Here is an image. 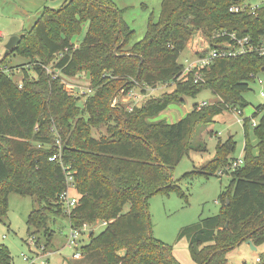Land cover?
I'll list each match as a JSON object with an SVG mask.
<instances>
[{"label": "trees", "instance_id": "16d2710c", "mask_svg": "<svg viewBox=\"0 0 264 264\" xmlns=\"http://www.w3.org/2000/svg\"><path fill=\"white\" fill-rule=\"evenodd\" d=\"M246 1L163 0L158 20H149L145 36L131 48L127 46L135 31L111 0H65L58 9L44 8L20 36L21 43L6 55L17 50L29 58L31 69L20 66L22 82L0 71V217L9 212L11 193L38 202L28 216L34 234L46 232L49 213L65 214L59 203L67 190L64 170L61 163L49 161L60 153L63 164L74 172L78 197L69 223L81 227L98 219L109 221L99 235H90L76 264H181L172 246L153 236L148 199L179 190L173 171L194 149L193 137L202 127L229 109L242 113L250 105L243 93L255 81L252 75L264 69V56L249 53L215 60L200 81L195 71L182 76L185 65L178 59L199 31L212 47L228 39L216 38L224 32L259 43L264 38V5L255 13L249 4L241 12H230V7ZM84 24L86 35L77 45L75 38ZM57 54L62 57L50 66ZM48 67L59 77L54 78ZM82 71H89L94 91L84 108L61 80V74L73 77ZM171 83L173 93L149 98L133 111L111 104L120 90ZM205 88L220 100L196 105L175 123L150 122L171 104L183 103ZM258 112L263 113L264 106L256 107L251 118ZM251 118L244 119L246 131ZM102 124H107V134L97 139L92 128ZM254 130L257 144L253 147L247 138L242 165L228 169L237 147L230 136L219 141L214 157L194 171L213 175L226 168L232 176L219 196L220 214L181 231L188 236L196 264H229L228 254L242 243L264 244V113ZM51 239L49 235L48 245ZM259 258L257 264H264V255ZM0 264H13L5 246L0 247Z\"/></svg>", "mask_w": 264, "mask_h": 264}, {"label": "rangeland", "instance_id": "374dc122", "mask_svg": "<svg viewBox=\"0 0 264 264\" xmlns=\"http://www.w3.org/2000/svg\"><path fill=\"white\" fill-rule=\"evenodd\" d=\"M64 1L0 0V71L3 70L11 75L16 83L20 84L23 78V70L20 66L24 65L29 68L30 60L19 55L17 50L6 56V44L13 36H21L25 31L30 30L44 8L58 9ZM111 1L121 11L122 20L135 31L127 48H131L132 44L143 39L152 17L158 20L163 2V0ZM248 4L251 6L264 5V0H247L241 5ZM87 29L88 25L84 24L81 32L75 38L77 45L85 37ZM209 47L208 37L199 31L190 38L178 61L186 66L195 61L197 56ZM57 61L56 57L50 66H53ZM182 76L185 75L182 74ZM61 77L66 86L68 84L80 85L85 89L93 86L89 71H82L73 77L61 74ZM259 79L263 81V84L259 83ZM174 90L175 85L172 83L158 85L156 88L139 85L127 93L120 90L117 96L112 99L111 104L133 111L135 108H141L149 98L171 94ZM262 92H264V70L257 74L256 80L250 82V89L243 93L250 105L241 114L237 109H229L222 115H218L214 123L202 127L193 137L194 149L184 156L173 171L172 178L179 190L159 192L148 199L153 236L172 246L173 254L181 264H196L192 257L188 236H183L181 231L186 227L200 226L202 219L220 214L219 196L229 187L232 179L231 173L226 172V168L220 169L224 171L222 175L219 173L220 171L213 175L197 174L194 171H199L214 157L219 141L225 142L230 136H233L237 142L233 158L244 160V147L247 138L253 147L257 144L253 122L258 123L264 112H258L254 118L251 117L256 107L264 106ZM88 97H78V105L84 108ZM219 100L220 98L211 89L205 88L194 97H186L183 103L171 104L150 122L175 123L184 118L196 105H201L204 102L211 104ZM84 115L87 116V114ZM247 117L251 118L248 131L244 126V119ZM212 132L214 135H211ZM106 134L107 124L92 128V135L97 139ZM199 144L202 146L199 147ZM72 194L75 192L72 191ZM38 207V202L31 196H22L17 193L9 195V212L7 216L0 217V247H7L13 264H29L33 260L35 264H76L82 260L73 258L75 248L68 245L70 223L64 213H49L46 232L41 229L35 234L33 233L35 229L28 224V216ZM127 209L128 207H126ZM98 221L100 219L93 222V226H91L95 236L105 229V226L94 224ZM30 234H34L32 237L35 238L36 245L29 240ZM49 235L52 239L48 245ZM89 239L90 237L84 236L81 245L89 242ZM43 247L45 250L41 251ZM23 255L27 256L29 260H26ZM262 255H264V244L258 246L257 250H253L245 242L228 254V260L229 264H257V258Z\"/></svg>", "mask_w": 264, "mask_h": 264}, {"label": "built area", "instance_id": "2783aa9c", "mask_svg": "<svg viewBox=\"0 0 264 264\" xmlns=\"http://www.w3.org/2000/svg\"><path fill=\"white\" fill-rule=\"evenodd\" d=\"M261 6L262 5H258V4L255 6L250 5L251 11L253 13H255L256 10H258ZM247 7H248V5H245V6L233 5L232 7H230V12H235V13L241 12V11L245 10ZM223 36H227L228 39L219 42L214 47L210 46L209 48L205 49V50H207V53L204 55H198L195 61L186 65L182 74L186 75L189 72L195 71L196 81H200V80H203V76H204L203 71L205 69H209L211 67V65L215 62V60L234 58V57L244 55V54H249V53H257L261 56H264V38L259 43H254L252 41V38H250L249 36L239 37L235 32L219 33L216 35V38L217 37H223ZM61 57H62V54H57L58 60ZM48 70L50 72L54 73V78L59 77V74L54 72L52 67H48ZM252 76H254L255 80H256L257 75H252ZM259 83L263 84V81L261 79H259ZM64 85H65L66 91L69 94L73 93L72 95L78 96V97L90 96L94 92L92 88L85 89L80 85L68 84V86H66L65 83H64ZM261 94L264 96V92H262ZM207 104H209V103L204 102L199 107L205 106ZM239 113L241 114L240 111H239ZM253 125L256 126L257 123L253 122ZM49 161L50 162H56L57 161V162L61 163V165L63 167L65 179H66V184H67V190L64 191L60 195L59 203L63 206V210H64L65 214L68 216L67 218H69L73 209L75 208V206L78 203V197L76 195L72 194V191L74 192V190H75L74 172L70 168V165L63 164L60 153L52 155L49 158ZM243 163H244V161L242 159H235L231 163V165L228 166V169H230V168L235 169L238 166L242 165ZM223 172L224 171L220 170L219 173L222 175ZM108 223H109V221L101 219L100 221H98L94 224H100L101 226L106 227L108 225ZM91 226H93V223H87V222L84 223L81 227H73L71 224L69 225L70 234L68 237V245L70 247L75 248V253L73 255L74 259H81L83 257L82 248L85 244L81 245V240L84 239V236H88V238H89L91 233L94 232V230H91ZM29 240L32 243H34L35 238H33L31 236L29 238ZM42 250L44 251L45 248L43 247L41 249V251ZM23 257L26 260H29V258L27 256L23 255ZM259 260H260V258L258 257L256 261L259 262ZM29 264H35L34 260Z\"/></svg>", "mask_w": 264, "mask_h": 264}, {"label": "water", "instance_id": "95a60500", "mask_svg": "<svg viewBox=\"0 0 264 264\" xmlns=\"http://www.w3.org/2000/svg\"><path fill=\"white\" fill-rule=\"evenodd\" d=\"M21 43L20 36H13L8 43L6 44V55L9 54L15 47H17ZM264 70V69H263ZM228 224H226L227 226ZM92 235V233H91ZM247 244L251 246L253 250H257V247L253 244L251 240L247 241Z\"/></svg>", "mask_w": 264, "mask_h": 264}, {"label": "crops", "instance_id": "0c3cea01", "mask_svg": "<svg viewBox=\"0 0 264 264\" xmlns=\"http://www.w3.org/2000/svg\"><path fill=\"white\" fill-rule=\"evenodd\" d=\"M255 112H256V108L254 109V113H255ZM223 113H224V112H223ZM223 113H222V114H223ZM254 113H253V114H254ZM222 114H220V115H222ZM253 114H252V115H253ZM220 115H219V116H220ZM217 118H218V117H216L215 119H217ZM210 131H211V130H210ZM211 135H214V132H212Z\"/></svg>", "mask_w": 264, "mask_h": 264}]
</instances>
